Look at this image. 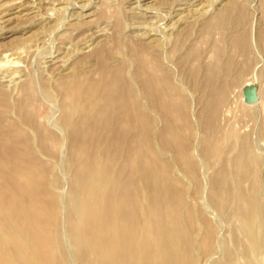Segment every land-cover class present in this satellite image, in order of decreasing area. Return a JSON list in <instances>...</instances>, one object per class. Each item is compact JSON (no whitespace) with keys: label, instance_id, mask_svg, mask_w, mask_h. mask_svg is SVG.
<instances>
[{"label":"rangeland","instance_id":"1","mask_svg":"<svg viewBox=\"0 0 264 264\" xmlns=\"http://www.w3.org/2000/svg\"><path fill=\"white\" fill-rule=\"evenodd\" d=\"M174 1L176 0H0V80L4 76L6 81L0 84V102H5L4 106L0 104V112L5 114L8 104L11 108L16 106L20 114L8 111V115L2 114L5 120L16 123L21 121L19 119L23 115L32 120L37 119L51 135L39 139L33 126L26 123L21 125L20 131L31 138L30 149L45 165L32 173H37V176L30 181L41 191L43 211L36 213V219L48 221L56 216L58 222L57 227L31 224L0 226V264H85L80 259V251L75 247V241L69 236L65 224L68 214L77 215L81 209L77 186H74L73 181L78 179L80 193L90 191L88 183L97 190V181L101 188L100 195L109 194L108 166L111 170L113 166L108 161L109 150L103 147L106 141L104 139L108 137L104 136L106 130L102 129L104 120L93 114L89 101H67L58 85L67 83L70 78L99 81L101 63H98V59L105 63L106 70H111L114 76L118 75V81H122L123 86L128 82L139 86L140 81L134 74L143 66L154 76H167L160 85L164 89H175L173 103H176L178 110L186 112L187 119L173 121L179 133L174 134L172 144L162 140L163 146L168 148L160 153L156 146L158 154L155 156H158V162L170 164L167 174L180 182L181 190L192 205L195 204L202 211L205 209L207 220L218 228L215 247L221 251L219 253L224 256L228 246L231 247L230 239L236 224L234 210L239 207L233 194L241 198V194L249 190L254 180L253 174L258 173V168L253 169L248 177L239 180L242 169L233 168L231 164L237 151L241 149L238 138L242 144H253L255 154L263 160L260 175L264 173V138L258 133V129L264 126V54L256 52L251 57H232L236 67L223 74V70L216 66L219 64L217 62H223V24L213 28V31L211 28V33L204 30L202 25L220 12L223 1L227 0H199L196 4H207L205 13L178 23L176 19L180 16L172 18L173 12L167 8ZM245 4L249 11L247 27L254 34L262 17L260 2L247 0ZM141 46L147 50L152 49L151 53ZM97 55L99 58H96ZM242 62L251 65L244 73L237 71ZM209 74L216 75L221 82L224 79L230 83L226 94L222 90V83L209 86ZM237 77L240 79L238 82ZM249 83L255 89L252 94L256 99L260 98L255 106H245L240 100L243 86ZM152 121V131H161L166 126L160 118ZM210 129L223 135V147L220 140L214 142L209 138ZM209 140L210 146L207 144ZM95 142L103 143L100 145L102 147L95 146ZM86 145H89V150ZM179 145L186 147L190 166L187 161L175 159ZM76 150L81 157L76 154ZM89 154L95 155L98 163L81 172L77 164ZM120 163L121 161L117 162ZM190 172H194L195 177ZM38 173H41V178ZM221 175L226 179V190L230 191L227 194H232L225 199L223 213L206 202L212 182ZM238 180L241 186L236 192L235 181ZM262 192L263 184L258 190L260 197ZM70 202L72 207L69 206ZM14 207H18V204L15 203ZM87 207H93V204L88 203ZM221 207L223 208V202ZM184 217L189 238L199 228L202 230L199 218L194 216L190 219L187 214ZM82 222H86V219ZM89 238L93 242V236ZM240 238L247 242L244 236L240 235ZM202 247L200 234L193 241L186 257L187 263L218 264V256H205ZM6 249L15 252L20 249L22 252L14 261L8 257L10 255L6 253ZM263 256L264 251L262 254L256 253L253 258L255 261L257 259V264H262Z\"/></svg>","mask_w":264,"mask_h":264},{"label":"bare ground","instance_id":"2","mask_svg":"<svg viewBox=\"0 0 264 264\" xmlns=\"http://www.w3.org/2000/svg\"><path fill=\"white\" fill-rule=\"evenodd\" d=\"M197 1L199 0L190 2L189 0H176L175 3L172 2L173 4L167 5V8L173 12L172 18L180 16L176 19L177 23L186 22L194 15L199 16L205 13L204 8L207 4L205 6L199 5L196 4ZM245 1L247 0L223 1V9L202 25L204 30L206 29L208 33H211L214 30L213 28L220 27L219 25L223 24V62H217L219 64L216 65L223 70V74L231 71L232 67H236L233 61L237 55L242 58L251 57L252 54L256 55V52L260 55L264 54V0H259L262 17L254 34L249 32L247 27V24H249V11ZM168 17L171 16L168 15ZM251 41L254 43H251ZM151 50L145 49L150 53ZM152 54L155 56L154 53ZM224 55L227 56L224 57ZM96 58H99V55ZM224 58H227V60L224 61ZM98 63H101L99 65L101 67L99 81H90V79L78 81V78L76 80L70 78L67 83L58 85V89L64 93L63 95L67 101L81 102L82 99L89 101L90 110L93 114L104 120L102 129L106 130L104 136L108 137H105L104 144L95 142L94 145L102 147L100 145L103 144L105 150H109L108 161L113 166L112 170L108 166L109 194L100 195L101 188L97 181L98 191L92 187L91 183H88L90 191L86 194L84 192L80 193L78 179L76 182L73 181L74 186H77L76 191L80 197L79 205H81V209L77 215L70 213L68 210L70 214L67 215V223L65 222V224L68 227L69 236L75 241V247L80 251V257H82L80 259L83 263L188 264L186 257L189 255L193 241L201 234L203 254L210 257L217 255L218 260L216 263L257 264V259L255 261L253 255L255 256L256 253L262 254L264 251V173L262 176L260 175V169L263 166L261 161L263 160H260L255 154L253 144L248 142L242 144L241 139L236 136L241 149L239 152L237 151L231 164L233 168L242 169V176L239 180L248 177L253 169L258 168V173L253 174L254 180L249 190L241 194V198H237L233 194V198L235 202H238L239 207L234 210L236 213L233 218L236 224L234 234L230 239L231 247L228 246L229 249L223 256V254H220L221 251L215 247L218 228L207 220L208 215L205 209L202 211L201 208H196L195 204L192 205L181 190L180 182L174 178L172 179L167 174L166 171L169 169L170 164L168 162H158V156H155L158 154L156 152L157 147L160 149V153L168 148L163 146L162 140L172 144L174 134L179 133L173 121L180 118L187 119L186 112L178 110L175 107L176 103H173L174 97H176L175 89H164L160 85L161 81L167 76H154L148 68L143 66L134 74L140 81L139 86H134L132 82H128L127 85L124 83L123 86L121 85L122 81H118L120 80L118 75L114 76L111 70H106L104 62H100L98 59ZM155 64L157 65L156 62ZM249 66L251 65L244 62L237 71L244 73ZM197 70L199 69L197 68ZM236 74L238 73L236 72ZM3 77L0 84L5 81V77ZM239 80V77H237L236 81ZM207 82L209 86H217L222 83V90L225 94V91L230 88L229 82H225L224 79L221 82V79L219 80L214 74H209ZM253 88V84L249 83L243 86L241 90L240 100L243 101L244 105L246 104L245 106H255L260 100L258 97L247 103L243 99L244 92L249 91L252 95L253 90L255 91ZM209 95L210 93L207 96ZM139 100L142 101L139 102ZM0 104L4 106L5 102H0ZM8 106L10 105L8 104ZM8 106L5 108V114L0 112V226L31 224L57 227L56 216L51 217L48 221L36 219V213L43 211L41 191L30 181L37 176V173H32L45 165L30 149L31 138H29V135L20 131V129L22 123H26L35 128V135L38 134L39 139L46 138L50 134L39 120H32L24 115L21 117L22 114L19 119L21 121L16 123L5 120L3 115H6L8 111L10 113L17 111L20 114L16 106L12 108ZM178 108L180 107L178 106ZM155 118H160L165 122L166 126L163 130L156 132L151 130L152 120ZM65 120H67L66 117ZM188 125L190 124L188 123ZM260 128L258 133L264 138V126ZM214 131L211 129L208 131L210 132L209 138H212L214 142L220 140L223 147L225 142L223 135L221 136L220 132L217 133V130ZM230 134L234 136L233 133ZM21 137L23 138L21 139ZM210 140L207 142L208 146H210ZM86 148L89 150V145H86ZM93 148L94 146L91 147V149ZM78 151L76 154L81 157ZM176 152L175 159L182 162L187 161L190 166L191 162L188 161L187 157L189 155L186 153V147L179 145ZM220 152L221 150L218 153ZM118 161H121V163L117 164ZM97 163V157L89 154L86 158H81L77 165L82 172L95 167ZM223 173H226V171H223ZM38 174L41 178V173ZM190 175L195 177L194 172ZM89 176L90 173L88 174L90 180L91 176ZM217 177L218 179L212 182L206 202L213 207L215 206L214 208L220 213H223L226 204L225 199L232 194H227L230 191L226 190V179L223 178V175ZM239 180L235 181L237 183L236 192L238 187L241 186ZM261 184H263L262 198L258 194ZM222 202L223 208L221 207ZM15 203L18 204L16 208L14 207ZM88 203H92L93 207H87ZM69 204L71 206V202ZM185 214L190 219L194 216L199 218L198 221L202 225V230L198 227V231L192 234L191 238L188 237L185 227ZM85 219L86 222L83 223L82 220ZM240 235L244 236L247 242L241 241ZM90 236H93V242L89 240ZM21 252L20 249H17L16 252L12 249H6V253L10 255L8 257L14 261L18 259ZM249 253L254 254L250 255Z\"/></svg>","mask_w":264,"mask_h":264},{"label":"water","instance_id":"3","mask_svg":"<svg viewBox=\"0 0 264 264\" xmlns=\"http://www.w3.org/2000/svg\"><path fill=\"white\" fill-rule=\"evenodd\" d=\"M255 95L254 94H250L249 91H245L244 92V100L247 103H250L251 101L255 100Z\"/></svg>","mask_w":264,"mask_h":264}]
</instances>
